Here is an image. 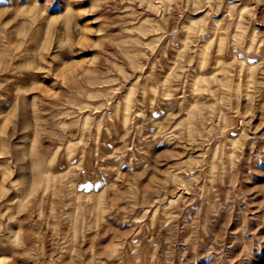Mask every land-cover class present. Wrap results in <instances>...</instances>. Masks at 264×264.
<instances>
[{
  "label": "rangeland",
  "instance_id": "obj_1",
  "mask_svg": "<svg viewBox=\"0 0 264 264\" xmlns=\"http://www.w3.org/2000/svg\"><path fill=\"white\" fill-rule=\"evenodd\" d=\"M0 264H264V0H0Z\"/></svg>",
  "mask_w": 264,
  "mask_h": 264
}]
</instances>
